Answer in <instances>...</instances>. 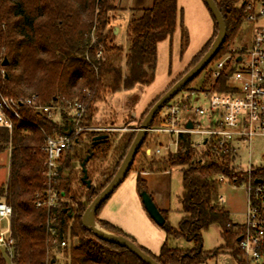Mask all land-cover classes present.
<instances>
[{
	"label": "trees",
	"instance_id": "1",
	"mask_svg": "<svg viewBox=\"0 0 264 264\" xmlns=\"http://www.w3.org/2000/svg\"><path fill=\"white\" fill-rule=\"evenodd\" d=\"M216 3L226 23L227 36L216 57L201 73L207 71L206 79L209 82L212 79L209 68L233 52L232 47L247 17L241 0ZM119 10L114 0H0V58L9 61L5 67V94L12 97L36 95L45 105L58 102L64 105L66 101L78 100L87 110L84 126H90L97 103L108 94L130 91L139 85H151L155 79L159 44L172 38L178 26V0H153L151 8L142 10L141 16L130 22L127 55L122 47L114 44L112 31L108 30L113 14ZM211 17L214 23L212 38L170 88L211 48L219 32L218 24ZM93 37H96V43H93ZM100 50L103 57L98 59ZM227 81L226 76L220 78L214 90H226ZM190 84L182 92H199L191 90ZM159 99L144 113L138 129ZM25 117L37 126L16 124L12 137L0 131V151L11 147L9 177L0 186V200L13 208L12 233L15 239L13 258L0 249V264H58L52 254L55 247L49 241L50 229L55 230L59 240L77 238L78 245H72L70 250L65 251V256L71 259L70 264H145L126 248L99 239L82 225L85 210L114 178L137 134L125 135L118 143L109 133L87 132L83 135L86 138L79 137L65 157L62 176L55 186L59 206L38 207V201L45 198L48 190L41 150L44 144L42 130L53 135L56 132L64 133L66 129L32 110H26ZM160 118L161 112L152 126L158 125ZM102 135L108 138L95 144L94 138ZM154 139L147 135L129 174L138 170L136 164L143 149L146 159V145ZM191 144L192 137L182 135L176 154L169 155L161 166L153 162L145 168L152 172L181 168L182 218L178 227L172 228L168 223V213L160 211L165 219L161 227L166 232L167 241L158 256L146 248H140L159 264H203L207 257L203 249V234L217 227L225 247L232 251L238 264H246L238 249L243 228L232 224L229 213L221 205V183L218 178L223 176L237 184L240 180L248 181V175L238 170L235 166L236 156L227 148L220 150L213 142L206 149L197 151ZM87 158L85 168L91 181L90 188L83 177L79 183L70 172L74 162L82 165ZM94 172L100 173V182L95 180L94 183ZM252 178L264 180V172L256 170ZM137 191L139 195L147 192V183L140 175ZM109 200L97 212L99 224L107 231L136 243L134 238L117 226L99 220ZM181 238L192 243L193 248L181 250L169 247L170 239Z\"/></svg>",
	"mask_w": 264,
	"mask_h": 264
},
{
	"label": "built area",
	"instance_id": "2",
	"mask_svg": "<svg viewBox=\"0 0 264 264\" xmlns=\"http://www.w3.org/2000/svg\"><path fill=\"white\" fill-rule=\"evenodd\" d=\"M247 14L246 22L259 23L264 21V0H245L243 2ZM93 37V43H96ZM100 50L97 58L101 59ZM4 59L0 58V131L7 132L10 137L16 130V124H33L25 117L26 110H32L58 126H64V133L44 134L42 153L46 168L45 177L48 190L45 198L38 201V207L57 208L59 196L55 186L62 174L61 168L68 151L75 145L79 137L85 133H109L118 129L107 127L84 126L87 113L86 107L79 102L66 101L53 105L42 104L36 95L28 97H12L4 92V82L7 78ZM209 71L212 73L211 86L208 90L196 93H184L172 99L165 107L160 122L151 126L147 135L154 139L166 135L170 144L165 149L167 155L176 154L182 135L192 137V148L197 151L206 149L212 143L216 148H227L234 155L237 141L252 142L264 137V27L258 28L252 43L223 56L214 62ZM228 77L226 90H214L218 80ZM201 96H209L206 106ZM189 113H194L196 119H185ZM61 121H55L59 115ZM192 124V129L188 125ZM198 138V139H195ZM11 148V147H10ZM152 155L151 149L146 150ZM163 153V145L156 150V155ZM254 170L246 172L248 181L246 190L248 206L243 231L239 236L238 249L242 252L246 264H264V180L252 178ZM220 183H227L225 177L218 178ZM13 208L4 200L0 201V249L9 258L14 256L15 239L12 233ZM50 243L55 247L52 253L58 260L65 251L70 250L69 239L59 240L54 229H50Z\"/></svg>",
	"mask_w": 264,
	"mask_h": 264
},
{
	"label": "rangeland",
	"instance_id": "3",
	"mask_svg": "<svg viewBox=\"0 0 264 264\" xmlns=\"http://www.w3.org/2000/svg\"><path fill=\"white\" fill-rule=\"evenodd\" d=\"M244 1L241 0V3L243 4ZM114 2L120 8L119 11L114 13L116 16L114 25H120L121 34L113 42L115 45L122 47L125 55H127L130 48L128 38L129 24L134 18L141 16L142 10L151 8L153 0H114ZM178 9V26L175 34L172 38L159 44L153 83L149 86L139 85L130 91L108 94L103 101L98 102L96 105L92 126L118 129V131L109 132L116 143L125 135L137 134L138 125L142 120V118L138 119L141 114L156 97L163 93L173 81L188 69L193 58L213 35V19L203 0H178ZM260 27H264V21L259 23L245 22L232 50H239L242 47L249 46L257 29ZM112 38L114 37L112 36ZM206 72L190 84L189 88L191 90L205 91L210 88L211 81L209 82L206 79ZM184 93L186 92H181L177 96L184 95ZM200 99L203 100V105L206 106L209 96H201ZM165 110L166 108L161 111V115L165 113ZM62 116L59 114L55 121H61ZM134 116L138 118L134 120ZM187 118L195 120L196 116L194 113H189L185 116V119ZM84 136L82 137L86 138ZM149 137L151 138L152 136L149 135ZM170 141V138L166 135L157 136L154 141L150 140L146 147L151 149L152 155H147L145 159L143 149L137 160L136 168L145 169L147 164L153 162L160 166L163 165L168 160L169 155H171H167V150L165 149L169 146ZM160 145H163V153L156 155V150ZM234 147L236 149L235 166H237L238 170L246 173L249 168H252L254 172L256 170L264 172V137L257 138L252 142L237 141L234 143ZM10 150V147H7L0 151V186L4 185L9 177ZM111 164L112 160L108 165L110 166ZM108 165L106 166L108 167ZM70 172L81 183L83 176L79 162H74ZM99 174L93 173L94 183L95 180L98 182L102 180ZM161 176L164 179L161 183L156 182V179L147 182V192L157 208L163 205L167 207L169 210L168 223L172 228H177L182 218V170L181 168H172L168 175ZM246 184L247 181L245 179L240 180L237 184L228 180L227 183H221L219 190L221 205L229 213L232 224L239 227H242L246 221L248 206ZM133 194L139 198V202L144 208V217L131 201ZM99 220H110L114 224L116 223L125 234L130 233L133 235L134 233H139V235H144L150 243V251L155 255H159L166 239V232L149 216L143 205L141 195L138 194L136 189L135 173H130L114 192L103 207ZM0 229H3L2 225H0ZM69 242L71 246L78 245L77 238H69ZM168 244L173 249L191 250L193 248V244L183 238L170 239ZM203 249L207 256L203 264H238L232 251L225 247V242L222 240L217 227H212L203 234ZM70 262L71 259L62 255L58 264H70Z\"/></svg>",
	"mask_w": 264,
	"mask_h": 264
},
{
	"label": "water",
	"instance_id": "4",
	"mask_svg": "<svg viewBox=\"0 0 264 264\" xmlns=\"http://www.w3.org/2000/svg\"><path fill=\"white\" fill-rule=\"evenodd\" d=\"M206 5L209 13L213 16L216 23L218 24V35L215 38L211 48L209 51L202 57V59L190 70L188 71L179 81H177L160 99L155 103V105L150 109L146 117L143 119L139 129L137 130V135L128 150L126 157L124 158L120 168L118 169L116 175L108 184V186L93 200V202L87 207L83 216H82V225L87 230L92 232L96 237L101 240L116 244L122 248H126L132 254H134L137 258H139L145 264H159L155 261L151 256L146 254L140 246H138L132 240L123 237L121 235H117L111 233L104 229L99 222L97 221V212L101 208V206L111 198L114 192L121 186V184L127 178V175L130 172V169L134 163V160L142 148L144 141L147 137L148 130L153 124V121L157 114L161 112L166 105L175 98L179 93H181L184 88L193 82L213 61L218 52L220 51L222 45L224 44L227 36V27L224 21V18L217 6L215 0H203ZM9 61L7 59L4 60L3 66H8ZM192 124L188 125V129H192ZM107 135L97 136L94 138V143H98L102 140L107 139ZM86 161L81 165L84 176L83 181L91 187V181L88 180L87 170L85 168ZM141 199L145 209L147 210L149 216L157 223L159 226H163L165 224V219L161 214L160 210L155 205L153 199L148 194V192H143L141 194ZM240 241V238L238 239Z\"/></svg>",
	"mask_w": 264,
	"mask_h": 264
},
{
	"label": "crops",
	"instance_id": "5",
	"mask_svg": "<svg viewBox=\"0 0 264 264\" xmlns=\"http://www.w3.org/2000/svg\"><path fill=\"white\" fill-rule=\"evenodd\" d=\"M116 16L113 14V19H112V21H111V24H110V26L108 27V30H111L112 31V34H113V37L114 38H112L114 41H115V39H116V37L117 36H119L120 34H121V27H120V25L119 26H117V25H114V22H115V20H116V18H115ZM212 38V37H211ZM124 54H125V52H124ZM174 82V81H173ZM172 82V83H173ZM171 83V84H172ZM171 84L167 87V89L163 92V93H161L158 97H156L153 101H152V103H150L149 105H148V107H147V109L158 99V98H160L161 96H163V94H165L169 89H170V86H171ZM147 109L141 114V116L138 118V117H136V116H134V120H135V118L137 119H141L142 118V116L144 115V113L147 111ZM136 122V121H135ZM91 126H92V122H91V124H90ZM147 155H149V152H147ZM168 172L170 173V170L169 171H166V172H152V171H148V170H146V169H144V168H141V169H138V170H134L132 173H135V176H136V189H137V179H138V176L140 175L145 181H146V183L148 182V181H150V180H153V179H156V182H158V183H161L164 179L163 178H161L162 176L161 175H168ZM138 192V191H137ZM135 194V193H134ZM132 195L131 196V201H132V203H133V205H135L138 209H139V212H140V214L143 216V215H145V214H143L144 212V208H143V206H141V203L139 202L140 200H139V198L137 197V196H135V195ZM139 194V193H138ZM182 196V195H181ZM161 198H163V197H161ZM160 211H163V212H167L168 213V215H169V210L167 209V207H165L164 205L163 206H160L159 208H158ZM144 217V216H143ZM146 219V218H145ZM103 221H106V220H103ZM148 221V220H147ZM107 222H109V223H111V224H113V225H115V226H119V225H116V223L114 224V222H112V221H110V220H108ZM148 223V222H147ZM119 228V227H118ZM122 230V229H121ZM124 232V231H123ZM126 234H128V233H126ZM130 234V233H129ZM128 234V235H129ZM130 236L132 237V238H134L135 239V241H136V244L137 245H139L140 247H143V248H146L147 250H151L150 248V243H149V241L144 237V235H139V233H134L133 235H131L130 234ZM167 241V236H166V239H165V241H164V243ZM164 243H163V245H164ZM162 245V246H163ZM162 248V247H161ZM161 251V250H160ZM151 252V251H150ZM152 253V252H151ZM153 254V253H152ZM153 255H155V254H153ZM155 256H158V255H155Z\"/></svg>",
	"mask_w": 264,
	"mask_h": 264
}]
</instances>
